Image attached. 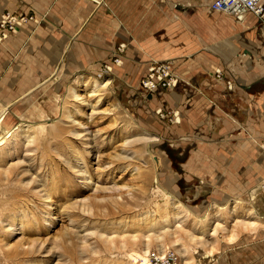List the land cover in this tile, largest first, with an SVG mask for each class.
<instances>
[{
	"label": "rangeland",
	"instance_id": "obj_1",
	"mask_svg": "<svg viewBox=\"0 0 264 264\" xmlns=\"http://www.w3.org/2000/svg\"><path fill=\"white\" fill-rule=\"evenodd\" d=\"M258 39L254 78L234 63L211 76L239 90L226 99L225 130L205 119L184 126L170 93L145 103L141 80L117 76L122 62L53 78L49 94L0 106V264H139L130 254L154 249L180 264H264V167L253 181L249 167L255 151L264 158L261 23Z\"/></svg>",
	"mask_w": 264,
	"mask_h": 264
},
{
	"label": "crops",
	"instance_id": "obj_2",
	"mask_svg": "<svg viewBox=\"0 0 264 264\" xmlns=\"http://www.w3.org/2000/svg\"><path fill=\"white\" fill-rule=\"evenodd\" d=\"M212 2L107 0L96 8L89 0H0V17L11 12L31 18L0 43V106L11 108L34 93L49 94L51 79L64 82L83 76L100 63L114 65L116 58L122 60L117 76L139 83L149 66L163 62L172 66L181 85L176 91L152 94L140 88L144 102L170 93V106L182 110L184 126H197L205 119L225 130L233 125L226 118V99L240 95L239 90H227L217 73L214 80L211 76L234 63L236 69H250L254 78L260 57L259 24L263 33L264 25L251 13L216 12ZM233 76L242 80L245 75ZM233 105L234 110L242 107ZM218 147L219 157L226 158ZM254 153L251 181L258 166L264 167L263 155L259 160L260 152ZM259 189L256 196L264 198Z\"/></svg>",
	"mask_w": 264,
	"mask_h": 264
},
{
	"label": "built area",
	"instance_id": "obj_3",
	"mask_svg": "<svg viewBox=\"0 0 264 264\" xmlns=\"http://www.w3.org/2000/svg\"><path fill=\"white\" fill-rule=\"evenodd\" d=\"M96 8L102 7L107 0H89ZM211 8L216 12L238 16L243 13H251L264 24V0H213ZM27 15L5 12L0 17V43L5 42L17 28L27 22ZM121 45L118 50L121 51ZM115 63H120L116 58ZM220 75V76H219ZM221 77V74H218ZM180 78L170 64L154 62L149 66L146 75L142 78L140 86L146 93H155L159 90H175ZM231 85L230 82H228ZM230 89L232 86L229 87ZM157 114L165 118V112L159 110ZM175 121L179 122V116L174 114ZM261 192L264 195V180L261 184ZM139 264H180L179 257L172 251L154 249L148 251L140 258Z\"/></svg>",
	"mask_w": 264,
	"mask_h": 264
},
{
	"label": "bare ground",
	"instance_id": "obj_4",
	"mask_svg": "<svg viewBox=\"0 0 264 264\" xmlns=\"http://www.w3.org/2000/svg\"><path fill=\"white\" fill-rule=\"evenodd\" d=\"M110 84V82H107L106 83V87H108V85ZM71 94H72V98L75 100V99H78V96H77V93L75 92V90H72V92H71ZM178 114V116H180V114L179 113H177ZM4 117V114H0V123H1V119ZM163 120V119H162ZM179 122H181V118L179 117ZM1 124H0V132H1ZM15 130H18V128H16ZM14 130V131H15ZM6 134H4V135H1L0 134V147H2L3 145H5L6 144V142H7V139H8V137H7V132H5ZM11 133H13V131L11 132ZM12 135V134H11ZM10 135V136H11ZM9 136V137H10ZM150 140H154V139H150ZM151 141V142H152ZM3 187H2V189L5 191V190H7L10 186H13L10 182L8 183V184H6V185H2ZM16 197H17V194L15 193V194H13V195H10V198H12V201H13V199H16ZM255 199V197H253L252 199H251V201L252 200H254ZM250 201V202H251ZM241 201H239V200H236V203H240ZM249 202V203H250ZM9 203V202H8ZM13 214L15 213V210L14 209H11L10 210ZM9 211V212H10ZM250 214L252 215V216H254L256 219H257V221L253 224V229H254V231H257L261 226H262V218L257 214V212H256V210H255V208L250 204ZM6 216H11V215H9V214H7ZM13 216V215H12ZM11 216V217H12ZM238 237V234H237V236H236V238ZM235 238H231V239H229V241H233ZM28 252V251H27ZM26 252V253H27ZM26 253H24V254H26ZM29 253V252H28ZM143 255H140V254H137V253H131L130 254V258L132 259V261L134 260L135 262H140V258L142 257Z\"/></svg>",
	"mask_w": 264,
	"mask_h": 264
}]
</instances>
